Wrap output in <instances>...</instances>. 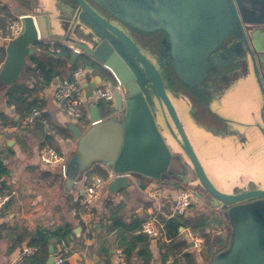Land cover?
<instances>
[{"label": "water", "instance_id": "water-1", "mask_svg": "<svg viewBox=\"0 0 264 264\" xmlns=\"http://www.w3.org/2000/svg\"><path fill=\"white\" fill-rule=\"evenodd\" d=\"M165 1V30L167 29L169 37L172 36L175 40V44L169 49L171 59L175 62V73H171L165 66L163 77L170 88L178 82L185 85V92L181 91L183 97L178 101L179 109L184 110L195 125L199 123L196 119L201 120L200 122L205 120L206 123H209L210 119L219 121V116L211 110L212 101L204 103L196 93L197 90L194 93L189 89H194L197 72H203L201 76H204V72L212 68L208 58L212 49L220 47L229 35H232L229 33L235 30L233 24L227 25L229 19L234 20L235 27L245 43L248 42L247 29L264 28V0ZM61 2L68 6V15L72 22L77 24L78 29L71 27L72 33H69L74 49L116 77L123 88V92H117L113 98L115 110L122 113L120 117L102 119L96 102L90 100L91 125L87 133L80 131L75 125L68 127L74 138L78 139V143L72 166L66 168L67 188H70L78 177L77 165L88 155L98 153L104 155L108 167L118 175L108 187L110 192H117L129 186L127 178L123 176L127 174L172 187L180 186L178 179L190 181L195 178L209 200H205L206 198L197 192L194 197L210 209L215 222L218 218L221 222L217 223L224 221L229 229L227 245L224 246L225 236H221L219 244L214 242L215 249H211L207 264H264V223L252 215L256 205L264 208V190L224 194L213 185L185 132L177 110L165 93L158 70L129 36L134 37L131 30L138 33L156 30L153 29L158 26L156 21L143 23L136 9L125 4L124 0ZM223 18L231 30L224 27ZM21 21V34L9 41L5 48L6 60L0 69V84L5 86L19 78L26 58L34 54L33 47L51 37L48 14L22 16ZM61 25L63 26L62 22L56 21L54 28L61 30ZM68 35L63 38L66 39ZM235 38L239 39V36ZM241 44L242 42H239L238 45ZM247 51L254 76L264 95L256 58L251 49L248 48ZM77 56L74 52L71 60ZM243 61L247 66L249 62L245 59ZM81 80L86 89V97L90 99L92 89L100 84L101 79L96 76L92 83L84 78ZM143 88L152 92L150 100L147 99ZM158 116L165 123L170 144L162 134ZM244 127L258 133L264 140V102L257 117ZM223 129L225 135L222 139L235 147L236 142L241 139L239 130ZM216 131L222 134L220 129ZM119 136L121 143L116 151ZM219 248L224 251H218ZM48 254L46 264H52L53 246H49Z\"/></svg>", "mask_w": 264, "mask_h": 264}, {"label": "crops", "instance_id": "crops-1", "mask_svg": "<svg viewBox=\"0 0 264 264\" xmlns=\"http://www.w3.org/2000/svg\"><path fill=\"white\" fill-rule=\"evenodd\" d=\"M13 7H23L27 10V13L16 15L12 12ZM37 14L44 13L35 10L30 5L29 0H0V28H2L3 23L9 22L14 16H35ZM261 35L264 36V34ZM7 43L4 39H0V69L6 60L5 48ZM55 43L66 46L72 53L78 54L73 61L71 59L67 61L66 66L61 64L53 68L54 72L60 73L59 75L63 74V76H55L50 82H46L37 70L30 74L27 73V69L33 68V63H31L30 59L33 56H40V53L36 52L33 47L34 54L26 58L19 78L10 85L0 84V190L10 197L0 218V264H20L22 261L19 263V258L26 248L35 249V254L37 249L30 245V241L37 233L51 239L50 246H53V254H55L59 244L62 241L66 242L58 236V232L65 224L72 226V236H74V238L70 237L69 243L66 242L72 251L69 264H114L115 250L119 248L122 236L128 234L131 231L130 229L135 228L139 224L142 225L148 219H155L164 226L166 220L171 217L178 187L162 186L150 179L132 175L127 178L129 184L127 188L120 189L117 192H110L108 187L112 179L101 187L98 200L92 207L91 216L80 218L78 215H73V210L79 208L83 178L87 181L94 178V176L89 178L87 173L94 166L100 165L107 172L108 179L112 171L108 165L95 162L77 180L73 181V185L70 188H67L65 185L66 180L62 178L56 166H48L40 162L38 155L40 150L45 147L53 148L64 158H66V154L76 149L78 139H74V136L68 130L70 125H75L77 128L80 125L84 126L82 130L79 128L82 132H85L91 125L89 118L91 106L89 102L84 118L80 123L72 121L64 114L55 101L56 83L60 78L69 77L76 69L84 71L82 78L89 83L94 82L95 77L99 76L101 79L100 84L109 86L114 83V79L103 67L77 52L70 43H66L59 38H52L42 44L48 45L52 52L54 51ZM86 61L98 66L101 69L100 73H94L90 68L83 67ZM47 62V58H44L43 63L47 64ZM251 79L258 86L254 75ZM259 94L261 98L259 106L247 113L245 121L238 119V121L233 122L221 118L222 116L211 107V110L219 116V121L210 119L209 123L204 120L197 124L198 126L195 127V138L199 147L206 151V159L209 161L210 166L219 162L217 156H215L216 147L218 146H220L224 154H226L224 149L226 150L227 148L230 149V155H234V157L235 154L239 153L237 147L241 145L242 136H244L241 134L239 127H244V125L251 123L254 117H257L262 108L263 100V94L260 91ZM111 103H113L114 113L110 117H120L122 113L115 110L114 102ZM34 108L48 121L50 127L48 135L39 121L32 125L26 123L31 110ZM200 125L202 128H199ZM223 128L239 130L241 139L236 142L235 147L222 139V136L225 135ZM218 129H220L222 134L216 133ZM261 141L264 146L262 138ZM239 142L240 144H238ZM120 143L121 139L119 136V141L115 147L116 151ZM194 150H196L195 147ZM222 157L224 156L221 154L219 159ZM255 161H259L260 165H264V150L259 157L257 156ZM210 180L213 183L211 178ZM220 184L224 185L221 182ZM179 185L182 186V183H179ZM213 185L215 184L213 183ZM215 186L224 194H238L256 189L264 190V169L258 175H255V173L246 175L245 184L243 185L233 187L225 185L227 190H222L217 185ZM196 199L195 197L191 202L192 210L194 209L196 213L188 210L184 218L192 224H200V226L193 231L191 229H179L180 235L177 239L179 241L187 240L188 246L177 258H167L165 246L168 245V241L165 239H150L140 232V225L138 232L147 239L146 249L148 248L151 254V264H174L176 259L179 264L208 263V261H204L205 250L199 253L191 249V241H188V234L202 237L200 233L204 231V235L208 236L211 248L214 250L215 234L219 233L224 236V230L228 229V224L224 221L223 223L215 222L210 209L206 207L205 211L202 210L204 205L200 202H195ZM115 210L117 211V216L123 222V226L117 227L108 234L109 226L112 224L111 217ZM208 213H210V216ZM201 218H206L207 227L202 228ZM86 223L89 224L88 231L85 228ZM140 248H145V246L139 247L137 251ZM185 258H188L187 262ZM136 261L137 258L133 257L130 264H137Z\"/></svg>", "mask_w": 264, "mask_h": 264}, {"label": "rangeland", "instance_id": "rangeland-1", "mask_svg": "<svg viewBox=\"0 0 264 264\" xmlns=\"http://www.w3.org/2000/svg\"><path fill=\"white\" fill-rule=\"evenodd\" d=\"M29 3L38 12L46 13L49 15V19L51 23L50 39L59 38L66 43L73 44L71 43L72 39L69 38L70 36L69 33H72L71 32L72 28L75 30H77L78 28H77V24L73 23L70 16L68 15V10H69L68 6L63 4L61 0H29ZM12 12L16 15H21V14H26L27 10H25L23 7L22 8L13 7ZM56 21H60L63 23V26L61 25L62 26L61 30L59 29L57 31L54 28V23ZM261 34H264V28L247 29L248 41L255 53V57L257 59V64L260 73V79L263 82V85L262 84L261 85L262 88H264V36ZM65 35H68L66 39L63 38ZM251 73L252 72L250 70L249 63L246 66L244 61H242V66L238 70H235L233 74L231 73L232 76L231 75L229 76V83H228L229 89L226 92L222 93L221 99L217 102H214L212 105V108L222 116L221 118H224L226 120L228 119L229 121H233V122L238 121V119L245 121L247 113L250 112V110L255 109V107L259 106L261 99L259 94V91L261 89L259 88H261V86L260 85L257 86L256 83L251 79L252 78ZM177 109L179 112L180 120L183 124V127L185 128V132L191 144L197 150L198 154L197 153L196 154L197 156L199 155L200 158L199 157L198 158L201 160V163H203L202 165L207 173V176H209L212 179L213 183L217 185L219 188H221L222 190H227L226 186L233 187V186L243 185L245 184L246 175L248 176L250 173L251 174L255 173V175H258L263 171L264 165L263 164L260 165L259 161H255L257 156L259 157L261 152L264 150L261 137L258 133L255 132L253 133L250 131L249 128L246 127H239L240 128L239 130H241V134L244 135L242 137L241 145H238L237 147L239 153L235 154L234 157V155H230L231 153L230 149L227 148L226 150L224 149V152L226 153L224 154L223 150L220 148V146H218L216 147L217 150L215 151L216 153L215 156H217V160H219V162H217L216 165L210 166L209 161L206 159L207 157L206 151L203 148L199 147L197 139L195 138V134H196L195 127H197L198 125H195V122H193L191 118L187 117V113H184V110L179 109L178 107ZM196 121H199V123H201L200 122L201 120L196 119ZM158 123L165 132L166 136L169 137L165 123L160 116H158ZM79 128L80 130H82L84 126L80 125ZM199 128H202V126L200 125ZM86 131H88V129ZM167 142L169 143L168 140ZM77 143L78 140L76 142V147H77ZM238 144H240V142ZM75 150L65 155L67 159L66 161L67 168L72 166L71 163L73 157L75 156L74 155L76 152ZM221 154L224 157L219 159V156ZM88 156L77 165L76 168L78 172L77 173L78 177L75 180H77L81 176V174H83L84 171L88 170L95 162L107 165V160H104L103 157L104 155L101 153L89 157ZM183 159L188 164V161L184 157ZM56 167L58 168V166ZM218 178L220 179V181ZM178 180L180 181V183H182V186L185 187V189L190 190L193 193L195 192H197L198 194L200 193L204 196V198H206L205 200L207 201L209 200L207 195H205L203 188L198 185V182L197 180H195V178L194 179L191 178L190 181H184V179H178ZM220 182L224 185H221ZM200 201L201 200L196 199L195 202L199 203ZM205 209L206 207L202 206V210L205 211ZM188 210H190V212L192 213L194 212L196 213L194 209L192 210L191 205L189 206ZM208 214L210 216V213ZM252 215L255 218H259L260 220H262V223H264L263 206L256 205L252 211ZM247 219H249V217ZM215 220L216 222H221L218 218H216ZM224 231H225L224 246H225L229 241V229H225ZM221 236L222 234L216 233L214 237V242L219 244L221 241ZM219 250L224 251V249L222 248H219L218 251Z\"/></svg>", "mask_w": 264, "mask_h": 264}, {"label": "built area", "instance_id": "built-area-1", "mask_svg": "<svg viewBox=\"0 0 264 264\" xmlns=\"http://www.w3.org/2000/svg\"><path fill=\"white\" fill-rule=\"evenodd\" d=\"M22 16H14L9 20L7 24L6 31L0 29V39H4L6 42L16 39L22 31ZM77 51V50H76ZM79 52V51H77ZM84 75L82 69L74 70L69 77L60 78L55 87V101L61 107L64 114L77 123H80L84 118V113L87 108V104L90 100L94 102H113L114 95L123 92V88L119 80L114 77V83L112 85L99 84L91 91V97L88 99L86 97V89L83 87V81L81 78ZM39 121L45 129V133L48 135L50 133V127L48 121L41 116L37 109H32L26 123L32 125ZM39 160L42 164L48 166H58L60 175L63 179L67 180V159L60 156L53 148L45 147L39 152ZM118 175L113 172L110 174L108 179H103L101 177H94L92 180L87 181L83 178L82 181V196L79 201V208L73 210V215L84 217L91 216L92 207L98 200L101 187L105 186L109 180L114 179ZM128 178L131 174L123 175ZM152 197V195L149 194ZM194 193L190 190L185 189L183 186H179L176 197L172 206L171 217H184L192 200L194 199ZM9 195L6 193H0V218L2 217L4 207L9 202ZM163 225L159 224L155 219H148L141 225L140 232L148 236L152 240H163ZM86 231L89 230V224H85ZM191 249L195 252L203 251L204 240L201 236L188 234ZM35 252V249L26 248L23 250L19 263L27 257H30ZM72 251L69 245L62 241L55 254H53L52 264H68L71 261ZM114 264H127L126 258L122 249L117 248L115 250Z\"/></svg>", "mask_w": 264, "mask_h": 264}, {"label": "flooded vegetation", "instance_id": "flooded-vegetation-1", "mask_svg": "<svg viewBox=\"0 0 264 264\" xmlns=\"http://www.w3.org/2000/svg\"><path fill=\"white\" fill-rule=\"evenodd\" d=\"M125 4L133 6L136 9L137 14H139L142 18L143 23H150L156 21L157 28H153L156 30H151L147 33L137 32L131 30V33L134 37L127 34L135 41L136 45L140 49V51L145 55V57L156 67L158 73L162 79L165 93L175 107L178 112L177 107L179 108L178 101L183 97L181 91L185 92V85L181 82L175 83L174 87L170 88L168 83L165 81L163 77V70L166 66L169 68L171 73H175V62L172 61L170 56V47L175 44L174 38L172 36L169 37V32L167 29L165 30L164 24L166 23V4L165 0H124ZM175 4L173 2V8ZM146 15V17H145ZM155 18V20H153ZM222 24L224 27H227L228 24H233L235 30L229 34L230 37L227 38L225 42L221 44L220 47H214L210 52L209 59L211 60L212 68H208L202 74L197 72L196 81L194 89L190 88L189 90L194 93L197 90V94L200 99L204 101V103L208 104L210 101L212 103L220 100V95L226 92L229 89V76L233 74L235 70H238L242 66V61L245 59L249 62L251 75L253 76V69L250 62V55L247 49H251L252 53L255 56L252 46L249 41L245 43L240 37V33L235 27V22L232 19L228 20V23L224 22V18L222 19ZM149 25V24H148ZM164 26V27H163ZM152 28V27H151ZM150 28V29H151ZM230 28L229 26L227 29ZM165 30V31H164ZM231 30V28H230ZM234 35V36H233ZM239 36V39L235 38ZM239 42H242L241 46H239ZM247 44V45H246ZM191 67V66H190ZM193 72V71H192ZM194 73V72H193ZM232 73V74H231ZM176 76V75H175ZM199 83V84H198ZM176 87V88H175ZM145 93L147 99L150 100L151 91L147 90V88L142 89ZM149 94H147V93ZM152 98V97H151ZM215 100V101H214ZM264 102V95L262 104ZM261 104V106H262ZM179 114V112H178ZM158 120V119H157ZM160 125V124H159ZM162 129V128H161ZM163 136L167 140V136L165 132L162 130Z\"/></svg>", "mask_w": 264, "mask_h": 264}, {"label": "trees", "instance_id": "trees-1", "mask_svg": "<svg viewBox=\"0 0 264 264\" xmlns=\"http://www.w3.org/2000/svg\"><path fill=\"white\" fill-rule=\"evenodd\" d=\"M7 24L8 22L3 23L2 28L0 29L6 31ZM54 47H55L54 51L51 52L49 46L46 44L40 43L35 45L34 48L36 52L38 51L40 53V56L39 57L33 56L30 59L31 63H33V68L27 69V73L30 74L33 73V71L37 70L40 72L41 77L46 82H50L51 79L54 78L55 76L58 77L60 73L54 72L55 70L53 68L58 67L61 64H63V66H66L65 65L66 62L71 59L73 53L66 46H63L58 43H55ZM56 50H58V52H56ZM44 58H47L48 60L47 64L43 63ZM83 67L90 68L94 73H100L101 71V69L98 66L88 61H86L83 64ZM59 76H63V74ZM109 76L111 77V75ZM96 105L99 109V113L102 119L108 118L111 115H113L114 113L113 103L96 102ZM87 176L89 178L94 176V177H101L103 179H107L108 177L107 172H105L100 165L94 166L93 169L87 173ZM0 191H1L0 193H3L2 190ZM111 220H112V224L111 226H109L108 234L114 231L117 227L123 226V222L117 216L116 210L113 212ZM200 222L203 226L202 228L207 227L206 218H201ZM140 225L141 224H139L133 229H130L131 231L125 236H122L120 240L119 248L122 249L127 264H130V261L133 259V257L137 258L136 261L137 264H151V254L148 248L146 249L147 239L140 232H138ZM199 226L200 224L194 225L184 217L174 216L166 220L163 227V233L165 240L169 242L168 245L165 246L167 258L169 257L177 258L179 255L183 253L184 249L187 248L188 246L187 240L179 241L177 239L180 235L179 229L184 228V229H191L193 231L198 229ZM200 234L202 235V237H204L203 252L204 250L206 252L204 261H208L212 249L210 245L211 242L208 236L204 235V231L201 232ZM72 235H73L72 226L70 224H65L58 232V236L60 237V239L65 240L67 243H69L70 237L74 238V236ZM50 240H51L50 238H47L46 236L40 233L35 234L32 237V240L30 241V245L32 247H35L37 249V252L31 257H27L23 259L20 264H46L48 258V248L51 245ZM141 246H145V248H140L137 251V249ZM185 260L187 262L188 258H185ZM174 264H179L177 259L174 260Z\"/></svg>", "mask_w": 264, "mask_h": 264}]
</instances>
